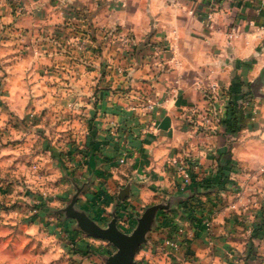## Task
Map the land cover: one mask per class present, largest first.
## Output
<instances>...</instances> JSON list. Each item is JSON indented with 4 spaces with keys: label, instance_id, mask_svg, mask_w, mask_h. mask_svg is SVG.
<instances>
[{
    "label": "crops",
    "instance_id": "obj_1",
    "mask_svg": "<svg viewBox=\"0 0 264 264\" xmlns=\"http://www.w3.org/2000/svg\"><path fill=\"white\" fill-rule=\"evenodd\" d=\"M112 31L129 34L130 47ZM0 33L25 49L11 59L12 92L27 88L48 132L75 133L70 154L82 172L99 174L101 156L109 170L117 142L134 191L176 189L179 163L197 164L185 194L212 193L201 197L183 264H264V0H0ZM213 84L218 107L230 87L239 103L253 97L235 135L193 127L195 111L215 103ZM231 187L241 191L235 202Z\"/></svg>",
    "mask_w": 264,
    "mask_h": 264
},
{
    "label": "rangeland",
    "instance_id": "obj_2",
    "mask_svg": "<svg viewBox=\"0 0 264 264\" xmlns=\"http://www.w3.org/2000/svg\"><path fill=\"white\" fill-rule=\"evenodd\" d=\"M9 39L0 33V264H106L117 248L85 231L75 215L130 235L147 211L156 207L137 263H185L188 253L182 247L195 229L188 205L193 197L180 185L143 193L132 190L126 182L129 172L123 168L127 145L120 142L110 172L109 159L101 155L99 174L78 169L77 156L70 154L78 152L75 133L58 127L48 132L41 123L47 112L30 105L27 88L12 92L11 71L17 63L11 59L25 49H12L3 42ZM63 115L55 111L52 117L60 122ZM86 158L93 163L92 157ZM230 191L235 202L241 191L235 187Z\"/></svg>",
    "mask_w": 264,
    "mask_h": 264
},
{
    "label": "built area",
    "instance_id": "obj_3",
    "mask_svg": "<svg viewBox=\"0 0 264 264\" xmlns=\"http://www.w3.org/2000/svg\"><path fill=\"white\" fill-rule=\"evenodd\" d=\"M234 32L229 35L230 39H234L235 37ZM108 36H111V38L113 39H118L124 49H128L132 43V39L130 38V35L124 32L112 31L108 33ZM218 90H219V87L216 84H213L208 87L206 98H208L211 102L213 101V103L214 102L215 103L213 104V106L211 105V107L205 112L199 113L195 111V116L197 117L196 119H198V122H195V124H193V127L196 130L206 133L209 131H214L217 125H223L221 122V118L224 116L226 112L229 99L227 98L224 101H220L222 102L220 103L221 107H218L216 102L221 100ZM252 101H253V97L248 95L246 96L244 101H242L241 103L244 106V105L251 104ZM155 107H157V103L148 101V105L146 108L149 111H153ZM196 165L197 164L193 161H188V162L185 161V162L179 163L178 171L180 174L181 189H187L192 184L193 182L192 168L196 167ZM257 174L264 175V166L259 168ZM257 174H253L251 176L257 177ZM193 236H194L193 231H191L187 239H191L193 238ZM167 242L168 244L175 246L176 248L179 247V243H175V241L171 242L170 240H168Z\"/></svg>",
    "mask_w": 264,
    "mask_h": 264
},
{
    "label": "water",
    "instance_id": "obj_4",
    "mask_svg": "<svg viewBox=\"0 0 264 264\" xmlns=\"http://www.w3.org/2000/svg\"><path fill=\"white\" fill-rule=\"evenodd\" d=\"M163 207L161 205V208ZM156 209L157 207L149 209L130 235L120 232L115 226H110L108 229L100 228L84 215L75 216L85 231L108 240L117 248V251L108 258L106 264H138L135 257L141 245L147 241L148 232L155 219L154 211Z\"/></svg>",
    "mask_w": 264,
    "mask_h": 264
},
{
    "label": "trees",
    "instance_id": "obj_5",
    "mask_svg": "<svg viewBox=\"0 0 264 264\" xmlns=\"http://www.w3.org/2000/svg\"><path fill=\"white\" fill-rule=\"evenodd\" d=\"M119 32V31H117ZM131 38V37H130ZM132 39V38H131ZM250 96H252L251 94H249ZM227 96L229 99L227 108H226V112L224 114V116L221 118V122L222 124L226 127L228 133L235 135L238 133L239 130H241L242 125H243V106L242 104H240L238 102V100L236 99L235 93L232 91V87H230L227 91ZM247 96V94H245V97ZM194 177V175H193ZM208 194L210 193H203V194H199V198H191L190 201L188 202V205H190L192 207V212L193 214L191 215V222L194 224L195 226V230L197 232V230L200 228V218H199V213L202 208H204V203L201 200V197L204 196H209ZM202 207V208H201ZM204 212L201 213V217H204Z\"/></svg>",
    "mask_w": 264,
    "mask_h": 264
}]
</instances>
